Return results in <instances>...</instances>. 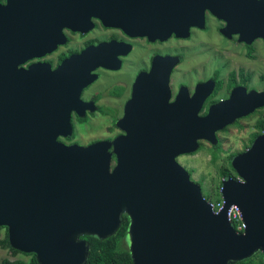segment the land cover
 <instances>
[{
	"label": "water",
	"instance_id": "water-1",
	"mask_svg": "<svg viewBox=\"0 0 264 264\" xmlns=\"http://www.w3.org/2000/svg\"><path fill=\"white\" fill-rule=\"evenodd\" d=\"M117 2L138 13L131 19L145 30L140 34L161 40L173 34L186 38L191 27L203 28L207 9L218 14L216 0ZM45 3L49 11L77 3L83 15L95 0L16 1V27H28L21 21L46 20ZM255 31V38L264 40V18ZM19 35L32 38L26 50L30 58L64 42L46 49L34 40L40 31ZM91 53L71 57L54 71L49 66L17 70L14 88L7 86L0 95V227L7 229L11 247L36 255L39 264H87L90 244L83 237L114 236L126 215L134 264H239L264 256V126L251 147L233 159L238 179L222 182L224 206L218 214L177 161L196 153L203 142L216 146L218 132L264 108V92L243 89L239 98L234 91L230 100L200 117L207 94L200 95L199 87L188 102L190 111H183L180 95L169 104L168 76L149 89L137 84L118 121L124 136L88 147L66 146L59 138L73 135L72 112L86 117L78 110L80 96L100 64ZM232 206L241 211L242 233L228 220Z\"/></svg>",
	"mask_w": 264,
	"mask_h": 264
},
{
	"label": "flooded vegetation",
	"instance_id": "flooded-vegetation-1",
	"mask_svg": "<svg viewBox=\"0 0 264 264\" xmlns=\"http://www.w3.org/2000/svg\"><path fill=\"white\" fill-rule=\"evenodd\" d=\"M16 1L22 0H0V95L7 86L10 90L14 88L17 70L25 73L31 67L46 69L49 66L54 71L66 60L88 50L92 51V60L100 63L91 73L96 76L95 79L82 90L80 96L81 105L78 110L84 111L86 117L80 118L78 112L73 111V135L59 138V142L66 146L88 147L98 142H112L117 137L124 136L125 132L119 128L118 121L125 116L127 104L132 99L137 84H140L141 90L149 89L154 84L160 85L159 82H163V78L168 76L169 104H174L180 95L183 111H190L188 102L191 104L199 87L200 95L207 94L199 111L200 117L207 116L212 107L230 100L234 91L239 98L244 94L243 89L247 94L252 91L264 92V89H258L254 84L255 62H264V40L255 38L257 21L262 25L264 18V0H257L263 2L262 5L256 4L255 0H216L218 14L215 16L207 9L203 28L191 27L186 38L173 34L165 40L140 34L139 31L145 30L138 28V21L131 19L138 16V13H128V7L127 11L124 10L117 0L106 1L109 5L104 3V9L101 7L104 0H95L94 5H87L88 13L83 15L79 13L77 3H66L65 7L62 3L57 11H49L50 7L45 3L42 6L46 10L43 13L46 20L40 23L21 21L28 27L18 28L16 17L20 14L17 11L20 6L16 5ZM69 8L72 10H68ZM25 16H31V13H26ZM33 24L39 26L33 27ZM17 31H40V36H36L34 40L40 41L41 45L45 43L46 49L61 39L64 42L57 44L51 52L30 58L26 50L31 46L29 42L32 38L16 36ZM235 55L237 64L233 62ZM261 79L264 82V76ZM261 110L264 108L236 120L218 132L217 136L228 132L230 127L243 120L259 116ZM260 122L262 130L258 129L252 134L256 137H251L247 149L263 133L264 116L258 119L257 127ZM88 123H92L98 131L118 133L82 144L76 139V133L78 128L82 130ZM195 154L181 156L177 161L180 163L181 158ZM237 155L227 159L226 171L232 177L222 178L217 185L210 184L219 192L223 181L238 178L230 170ZM112 161H116L114 156ZM186 170L203 192L205 181L195 180L193 172ZM222 172L223 168L217 177H221Z\"/></svg>",
	"mask_w": 264,
	"mask_h": 264
},
{
	"label": "rangeland",
	"instance_id": "rangeland-1",
	"mask_svg": "<svg viewBox=\"0 0 264 264\" xmlns=\"http://www.w3.org/2000/svg\"><path fill=\"white\" fill-rule=\"evenodd\" d=\"M214 38V37H213ZM264 52V48L262 49ZM237 55L233 58V62L237 64ZM259 53L257 52V58ZM236 65H233L235 68ZM247 68V66H245ZM255 79L254 83L258 89H264V82L261 78L264 76V62L256 61L254 65ZM264 116V110H261L258 115H255L251 119L243 120L238 125L230 127L228 132L219 134L220 147L213 149V146L209 143H202V148L196 152L195 155L181 158L180 163L185 166L186 169L193 172V177L195 180L202 179L206 183V187L203 190L204 197L210 202L221 201V194L218 189L213 188L210 184L215 183L216 185L220 183L223 179L217 177L218 172L223 168L226 170L228 168L227 159L233 155L241 154L247 150L250 146V140L252 134L258 131L256 125L259 118ZM84 127V126H83ZM118 132H102L95 129L92 123H88L85 128H78L76 133V139L82 144H88L89 142L95 141L97 139H103L109 137ZM213 154H217L216 162L213 163ZM5 234V230L2 231V237ZM31 256H25L23 254H18L13 256L10 250H6L0 247V262L3 259L17 260L21 259L24 261H29ZM258 256L253 258V263H258Z\"/></svg>",
	"mask_w": 264,
	"mask_h": 264
},
{
	"label": "trees",
	"instance_id": "trees-1",
	"mask_svg": "<svg viewBox=\"0 0 264 264\" xmlns=\"http://www.w3.org/2000/svg\"><path fill=\"white\" fill-rule=\"evenodd\" d=\"M258 129L262 130V122L259 123ZM256 135H252L254 139ZM220 145L217 144L213 149L219 148ZM202 146L200 147V149ZM199 149V150H200ZM233 157V156H232ZM231 157V158H232ZM217 159V154H213V163ZM232 174H236L235 171L230 169ZM232 177L230 173L223 170L221 178ZM218 201V200H217ZM129 218L125 215L122 221V225L118 232L109 238L100 239L95 236L83 237L90 244V256L87 264H134L130 249L127 244L128 230H129ZM5 230V234L2 237V231ZM0 247L6 250H10L13 256L18 254H23L25 256H31L29 261H24L21 259L10 260L3 259L0 264H39L34 254H24L15 249H13L9 242L8 231L5 228L0 227ZM259 260L258 263H253V258L240 262L239 264H264V256L262 254L257 255ZM255 256V257H257Z\"/></svg>",
	"mask_w": 264,
	"mask_h": 264
},
{
	"label": "built area",
	"instance_id": "built-area-1",
	"mask_svg": "<svg viewBox=\"0 0 264 264\" xmlns=\"http://www.w3.org/2000/svg\"><path fill=\"white\" fill-rule=\"evenodd\" d=\"M210 203H211L212 210L215 214H218L220 211L223 210L224 202L222 201V199L221 201L210 202ZM227 217H228L229 222L232 224V226L235 228V230L238 233H242L244 231L245 225L242 220L241 211L237 206H232L229 209L227 213Z\"/></svg>",
	"mask_w": 264,
	"mask_h": 264
}]
</instances>
